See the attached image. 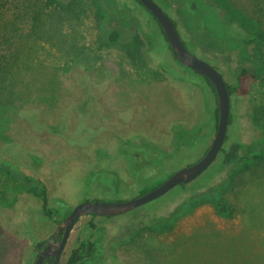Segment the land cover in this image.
<instances>
[{"label":"rangeland","instance_id":"obj_1","mask_svg":"<svg viewBox=\"0 0 264 264\" xmlns=\"http://www.w3.org/2000/svg\"><path fill=\"white\" fill-rule=\"evenodd\" d=\"M44 1L0 8V55L4 36H17L19 49L10 45L15 63L0 85V146L19 142L45 160L35 168L0 150V162L41 179L59 218L84 200L134 198L206 153L216 133L213 89L175 60L137 0ZM156 1L187 47L231 86L222 147L241 144L237 158L225 164L221 151L194 181L129 213L96 216L94 227L90 215L80 218L59 264L85 237L95 250L79 264H264V0H203L214 20L197 0ZM14 12L25 19L16 33L4 25ZM114 29L120 39L110 43ZM153 35L159 52L151 49ZM63 120L61 133L44 126ZM177 127L191 139L202 128L205 137L174 153ZM134 145L161 154L157 166L135 175L124 151ZM218 197L229 214L217 212ZM58 224L43 215L40 198L0 177V264H34L38 243Z\"/></svg>","mask_w":264,"mask_h":264},{"label":"water","instance_id":"obj_2","mask_svg":"<svg viewBox=\"0 0 264 264\" xmlns=\"http://www.w3.org/2000/svg\"><path fill=\"white\" fill-rule=\"evenodd\" d=\"M159 22L171 50L175 52L180 63L208 78L213 85L218 103V124L215 137L206 153L197 161L173 172L162 183L149 191L126 200H84L74 205L53 231L45 247L39 252L34 264H42L52 257L50 264H59L70 233L76 222L88 215L116 216L128 213L150 201L157 199L169 190L181 184H187L201 175L216 159L225 141L230 117V94L223 74L211 63L194 54L184 43L175 20L156 0H139ZM61 237L56 240V236Z\"/></svg>","mask_w":264,"mask_h":264},{"label":"trees","instance_id":"obj_3","mask_svg":"<svg viewBox=\"0 0 264 264\" xmlns=\"http://www.w3.org/2000/svg\"><path fill=\"white\" fill-rule=\"evenodd\" d=\"M33 1H43V0H33ZM137 1L140 4V6L148 12L149 16H151L152 19L156 22L157 27H158L157 31L161 35L160 37L165 42V43H163V45H165L168 48V50H170L172 52L175 60L178 62V60L175 57V53L171 50L168 39H167L164 31L162 30L159 22L157 21V19L153 16V14L149 10H147L145 8V6L139 0H137ZM161 1H163L164 5L166 4V2L164 0H161ZM197 1L203 3L202 2L203 0H197ZM44 2L46 4H52L54 2V0H45ZM8 4L16 6L17 0H0V8L1 9L6 8L8 6ZM202 6L205 7V8H201L202 12L206 13L207 16H212V19H213V16L215 14L214 9L210 8L209 6H207V4H204V3ZM199 9H200V7H199ZM40 17H41V14H40L39 10L35 11L33 13V15L31 16V18L33 20V26L34 27H36L37 24L39 23ZM1 19H2V17L0 16V20ZM19 19H20V24H22L25 21L24 16H22L19 13L14 12L11 16L6 17L7 21L4 23V25L6 28L8 27V25H10V28H11L10 30L16 33L17 31H19V29H23V28H19V26L17 24ZM150 37H151L150 44L152 46L151 49H155L157 52H159L161 41L156 40L155 35L150 36ZM2 39H3V43H4V47H3L4 52L0 55V85H1V89L4 86V84L7 83V81L9 80V76L12 74L13 66H11V62L14 65L16 53H15V51L11 50V46H15V44H17L16 43L17 36L12 37L9 35V36H4ZM119 39H120V33L118 30L114 29V30H110L108 32L107 40L110 43L118 42ZM252 40L250 39V41H252ZM0 46H1V43H0ZM14 48L18 52V50H19L18 47L15 46ZM199 75L202 76L203 78H205L206 82L208 83V85L211 86V88L213 89V92L215 94L217 106L215 109V116H214V123L213 124L216 127L218 124L217 95H216L215 89H214L213 85L210 83L209 79L204 77L201 74H199ZM227 87H228V91L230 94L232 90H231V86L228 83H227ZM86 105H87V102L85 104L81 105L79 107V110H82L83 112H85L86 109L84 107H86ZM23 116L26 117V115H23ZM64 122L65 121L63 120L57 124H52V125L51 124H46V125L44 124V126L47 127V129L51 132L61 133V132H63V128L65 126ZM231 122H232V115L230 113L228 124H231ZM30 123L31 122L29 121V124ZM177 128H176L177 131L181 130L179 127H177ZM226 138H227V136H226ZM240 146H241V144H239V143L235 144V146L232 147V149H230V150H227L224 147H222L221 151L225 152V156L223 158V163L229 164L233 160H235V158H237V150ZM0 150L7 153L14 163L25 162L26 164H29L35 168L39 167L45 160V157L40 152L31 149L30 147H28L25 144H20L19 142L6 141L4 144H2L0 146ZM211 175H213V174H211ZM0 177L5 178L8 181H12V182L20 185L21 187H23L27 192H29L33 196L40 198L42 200V212H43V215L45 217L53 218L58 223H60L61 220L71 210V209L67 210L64 213V215L62 216V218H59L58 214H59L60 210L56 209V208H52L49 206L48 191H47V187H46L45 183L41 179L21 171L16 166H13L11 163L0 162ZM161 182H158V183L153 182L152 184L144 186L141 189L140 193L143 194V193L149 191L150 189L154 188L155 186H157ZM183 186H185V184ZM180 187H182V186H180ZM118 198H115V199H118ZM215 202H216L217 212L220 215H226V214H229L231 212V210L229 209V206L225 203V201L222 198L218 197V199H216ZM96 216L97 215H95V214L91 215L92 219L90 220L89 223L92 227L95 226V224L93 222V220H94L93 218ZM104 217L110 218L112 216H104ZM136 231H137V229L134 228V231H132V234L136 233ZM129 234L132 235L130 232H129ZM45 244H46V241L39 242L37 245L38 251H41L44 248ZM94 250H95L94 241H92L90 237H85V238L81 239L79 241L78 246L72 250L66 264H79L80 262L89 259L91 257V255L94 253ZM52 260H53V258L49 257L46 259V263L50 264L52 262Z\"/></svg>","mask_w":264,"mask_h":264},{"label":"flooded vegetation","instance_id":"obj_4","mask_svg":"<svg viewBox=\"0 0 264 264\" xmlns=\"http://www.w3.org/2000/svg\"><path fill=\"white\" fill-rule=\"evenodd\" d=\"M176 22V21H175ZM181 33V32H180ZM182 35V34H181ZM183 38V36H182ZM184 40V43L186 44V40L183 38ZM174 52V51H173ZM175 53V52H174ZM175 57L176 59L178 60L176 54H175ZM179 64L182 66L183 69H185L186 71H188L189 73L191 74H199L197 73L196 71L192 70V69H189V68H186L184 67L180 61L178 60ZM213 130L215 128L214 124H212V127H211ZM178 129V128H177ZM202 129V128H201ZM200 128L198 129L197 132H195V135H193L192 139L189 137V134L188 132H185L183 130H178L177 134H175V147H174V153L178 152L179 149L185 145H193L195 143V146H196V143L202 141V139L205 137V133H201L200 131H202ZM210 133V132H209ZM214 134V132H212ZM215 137V136H214ZM226 139L225 138V141L224 143L226 142ZM223 143V144H224ZM138 146V145H137ZM136 145L134 146H129V147H124V151L125 153H127V155L131 158V163H132V172L135 174V175H139L145 168H149L151 170V166L154 165V166H157L156 163L158 162V158L161 157V154H159L158 152H154V151H151L152 155H149L150 154V148L147 149V147H137ZM223 146V145H222ZM209 147V146H208ZM220 152H221V149H220ZM219 152V153H220ZM219 155V154H218ZM217 158V157H216ZM216 160V159H215ZM214 160V161H215ZM213 161V162H214ZM171 174H169L167 177H169ZM195 180V179H194ZM193 180V181H194ZM192 182V181H191ZM188 184V183H187ZM184 184H181V185H178L176 187H179V186H183ZM186 185V184H185ZM138 195H141V193L137 194L136 196ZM117 200V199H115ZM133 211V210H132ZM91 216V215H90ZM80 220V219H79ZM78 220V221H79ZM77 221V222H78ZM76 222V223H77ZM53 233V232H52ZM51 236V235H50ZM61 237V234L60 235H57L56 236V240H58L59 238ZM50 238V237H49ZM48 238V239H49ZM69 239V238H68ZM48 241V240H47ZM46 241V243H47ZM46 245V244H45ZM45 247V246H44ZM39 254V252H38ZM37 254V256H38ZM36 256V257H37ZM49 258V257H48ZM52 258V257H51ZM36 259V258H35ZM47 259V258H46ZM46 259L43 261L42 264H47L46 263ZM53 261V260H52Z\"/></svg>","mask_w":264,"mask_h":264}]
</instances>
